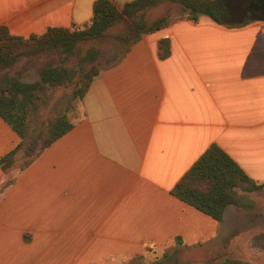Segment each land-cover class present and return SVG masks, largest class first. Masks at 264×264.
Instances as JSON below:
<instances>
[{"label": "crops", "instance_id": "crops-1", "mask_svg": "<svg viewBox=\"0 0 264 264\" xmlns=\"http://www.w3.org/2000/svg\"><path fill=\"white\" fill-rule=\"evenodd\" d=\"M96 1L0 0V26L23 38L82 27ZM249 21L180 20L104 67L71 130L0 191V264H123L228 239L234 206L218 223L172 190L212 144L264 183V20ZM19 142L0 118V158Z\"/></svg>", "mask_w": 264, "mask_h": 264}, {"label": "trees", "instance_id": "trees-1", "mask_svg": "<svg viewBox=\"0 0 264 264\" xmlns=\"http://www.w3.org/2000/svg\"><path fill=\"white\" fill-rule=\"evenodd\" d=\"M244 1L132 0L119 5L111 0H97L91 20L82 27H50L42 35L23 38L0 26V118L20 138L19 144L0 158L1 172L26 169L47 147L71 130L80 116V105L91 82L103 64L110 63L98 43L108 37L112 28L125 26L124 31L114 36L125 43L124 55L144 35L180 20L197 22L205 16L228 28L245 26L250 21L240 17ZM163 5L169 9L178 7L182 13L166 14L147 22L148 11ZM170 54V40H160L159 58L166 59ZM72 58L74 62L70 64ZM36 63L39 79L23 81L24 70ZM69 88V93L52 102L56 90ZM50 103L53 116L38 125L36 117ZM19 158L22 163L17 168ZM13 182V178L8 179L0 191ZM263 190L264 183L255 182L227 152L212 144L175 185L172 194L222 223L228 206L251 209L254 202L246 194ZM177 241L181 244L180 239ZM251 247L264 251V233L251 239ZM220 264L250 263L227 258Z\"/></svg>", "mask_w": 264, "mask_h": 264}, {"label": "rangeland", "instance_id": "rangeland-1", "mask_svg": "<svg viewBox=\"0 0 264 264\" xmlns=\"http://www.w3.org/2000/svg\"><path fill=\"white\" fill-rule=\"evenodd\" d=\"M182 12L178 7H169L163 5L161 7L152 9L146 14L147 22H151L161 16L170 14L173 16L180 15ZM125 30L124 25H119L112 28L108 37L98 43V46L104 51L106 58L110 59V63L122 54L126 45L122 41L115 39V35ZM86 49L87 46H84ZM74 62L72 58L70 64ZM109 63V64H110ZM108 64H103V68ZM38 77V63L28 67L22 73V80L27 82L37 81ZM69 89H59L53 93V100H58L62 95L69 93ZM52 115L51 103L50 105L41 111L36 117V123L42 125L47 122ZM22 163V159L19 158L17 162V168ZM8 179L11 178V172L7 174ZM245 195V192H240ZM250 200L254 202V207L251 209L236 208V213H231L226 216L223 229L221 233L227 236L228 239L218 241L216 246L208 248H169L165 253L160 256L158 260L152 256L150 259L145 257H137L133 261L123 264H220L225 259H238L250 264H264V251L251 247V239L264 233V190L261 192H255L246 194ZM225 238V237H224Z\"/></svg>", "mask_w": 264, "mask_h": 264}, {"label": "flooded vegetation", "instance_id": "flooded-vegetation-1", "mask_svg": "<svg viewBox=\"0 0 264 264\" xmlns=\"http://www.w3.org/2000/svg\"><path fill=\"white\" fill-rule=\"evenodd\" d=\"M258 3L259 4V1L258 0H245L244 3H243V10L240 14V17H244V18H247L249 17L250 15H255V14H259L258 11H255L254 10V6L255 4L253 3Z\"/></svg>", "mask_w": 264, "mask_h": 264}, {"label": "water", "instance_id": "water-1", "mask_svg": "<svg viewBox=\"0 0 264 264\" xmlns=\"http://www.w3.org/2000/svg\"><path fill=\"white\" fill-rule=\"evenodd\" d=\"M258 1H259V4L255 2L253 3L255 4L254 10L258 11L259 14L250 15L249 17H247L249 20H252V21L264 20V0H258Z\"/></svg>", "mask_w": 264, "mask_h": 264}]
</instances>
